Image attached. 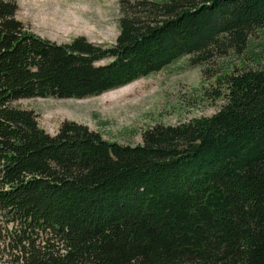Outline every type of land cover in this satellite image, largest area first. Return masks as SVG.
<instances>
[{
  "label": "trees",
  "instance_id": "1",
  "mask_svg": "<svg viewBox=\"0 0 264 264\" xmlns=\"http://www.w3.org/2000/svg\"><path fill=\"white\" fill-rule=\"evenodd\" d=\"M16 8L0 0V261L264 264V54L248 48L258 30L264 51V0H117L110 43L56 42ZM184 55L214 110L136 143L69 118L50 133L13 103L95 95Z\"/></svg>",
  "mask_w": 264,
  "mask_h": 264
},
{
  "label": "rangeland",
  "instance_id": "2",
  "mask_svg": "<svg viewBox=\"0 0 264 264\" xmlns=\"http://www.w3.org/2000/svg\"><path fill=\"white\" fill-rule=\"evenodd\" d=\"M15 2L18 19L36 34L56 42L82 34L92 41L110 43L117 32V0ZM248 48L264 54L260 31L250 34ZM242 56L247 65H255L247 51ZM207 81L201 79L200 65L190 64L184 55L156 71L95 95L80 99L32 96L13 103L33 109L38 124L50 133L61 119L69 118L99 130L105 138L132 144L140 141V130L154 121L171 123L193 114L211 113L214 106L199 99Z\"/></svg>",
  "mask_w": 264,
  "mask_h": 264
}]
</instances>
